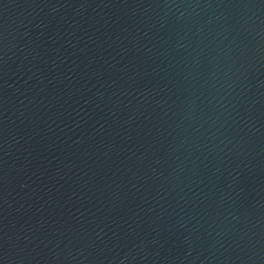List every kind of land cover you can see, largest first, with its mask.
<instances>
[{
	"label": "water",
	"instance_id": "obj_1",
	"mask_svg": "<svg viewBox=\"0 0 264 264\" xmlns=\"http://www.w3.org/2000/svg\"><path fill=\"white\" fill-rule=\"evenodd\" d=\"M0 264H264V0H0Z\"/></svg>",
	"mask_w": 264,
	"mask_h": 264
}]
</instances>
